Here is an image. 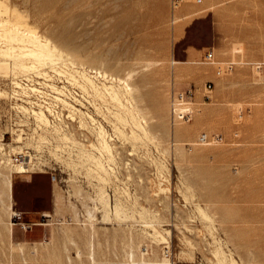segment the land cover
Returning <instances> with one entry per match:
<instances>
[{"label": "rangeland", "instance_id": "obj_1", "mask_svg": "<svg viewBox=\"0 0 264 264\" xmlns=\"http://www.w3.org/2000/svg\"><path fill=\"white\" fill-rule=\"evenodd\" d=\"M0 10L7 27L20 23L72 54L78 62V69L71 68L76 78H81L80 72L75 70L82 71V63L88 70L98 68L128 78L135 87L134 102L151 130V137H146L129 121L124 126L120 124L123 132L115 131L112 123L98 114L91 103L89 107H78L85 111L91 109L89 112L103 123L112 138L111 143H115H112L116 147L113 156L105 157L106 164L114 167L111 174L103 172L106 175L101 179L83 165L78 169L72 166L74 171L70 163L65 164L69 153L62 145L53 146L50 153L49 159L57 167L71 175L85 171L93 182V192L72 182L73 196L78 197L75 191L82 188L84 200L76 205L83 210V202L92 205L91 197L101 188L110 193L112 201L115 200V184L120 183L125 188L122 191L126 190L121 196L125 198L129 220L106 221L102 219V211L97 212V261L94 264H130L125 253L129 244L125 241H130L131 234L141 237L145 228L152 232L151 227H143L141 219L144 218L138 211L141 208L148 217L144 215L145 218L170 230V234L164 233L165 239L158 242L151 237L141 242L140 250L148 258H156L155 255L164 258L165 247L169 246L171 257L166 258L173 264H217L215 252L222 246L232 255L234 264H264V0H0ZM208 50L214 52V63L204 62ZM226 62H234L233 71L225 69ZM49 74L53 79L46 81L35 75L40 81L55 83L60 88L78 86L73 80L69 82L66 74L58 76L53 71ZM10 75L13 76L8 72L0 73V89L9 92ZM207 82H212L214 87L211 99L204 101L203 87ZM189 88H193L195 94L191 104L193 117L190 121L173 124V94ZM88 96L92 101V95ZM5 101L0 98V112ZM32 114L22 117L26 122L17 125L24 129L22 134L26 131L23 137L31 136L35 129L42 132ZM80 118L70 131L79 138L81 132H85L81 140L89 145L96 141L94 125L88 119L89 127L81 126ZM6 130L9 129L1 127L0 134ZM50 131L52 129L46 133L53 136L54 132ZM202 133L220 134L223 140L199 144ZM122 134H128L129 140ZM16 135L15 131L6 135L5 143H15ZM130 136L136 137L130 139ZM20 145L23 149H42V146L37 150L33 145ZM9 146L7 148L11 149ZM13 181L14 209L27 212L24 222L33 221L31 216L35 214L38 222L41 213L51 214L50 224L37 225L48 230L47 238L40 242L43 244L38 243L36 251L34 244L25 245L28 261L93 264L88 258L90 236L83 225L75 220L60 224V217L74 216L69 209L73 202L67 200L59 186L53 185L51 174L13 172ZM55 187L66 205L59 213L55 210ZM198 206L213 220L202 216ZM13 216L3 212L0 218V264H23V255L15 244L17 236H9L7 226L12 221L14 232L27 231L18 223L22 220H15ZM66 229L75 243L66 242L63 233Z\"/></svg>", "mask_w": 264, "mask_h": 264}, {"label": "bare ground", "instance_id": "obj_2", "mask_svg": "<svg viewBox=\"0 0 264 264\" xmlns=\"http://www.w3.org/2000/svg\"><path fill=\"white\" fill-rule=\"evenodd\" d=\"M1 12L2 11L0 10V73L8 72V73H11L14 77H18L21 75H29V74L33 73V74L38 75L40 78H45V81L53 79L51 77V75L49 74V71H53L56 74H59L58 76H60V74H62L63 76L66 74L65 78L67 77V79H69V82L70 81L72 82V80L75 81L77 83V85L83 90V92L85 94L92 95L93 100L91 101V103L94 106V109L96 110V112L98 114L101 113L103 115V118H107L112 123V125L114 126L113 128H115L114 129L115 131L123 132V129H121V127H120V124L123 123L122 125L124 126L129 121H131L133 124V127L135 126L136 128H138L141 131L142 135L144 134L146 137H151V132H150L151 130L149 129L147 121L145 120V117L143 115H141L140 108L138 107V105H136L134 102V101H136L135 96L133 94V90L135 87L130 83L128 78L115 76L114 74H110L111 72L107 73L105 70L103 71V70L98 69V68L97 69L91 68V70L89 68V70H88L87 67L84 66L85 63L80 64V65H83L82 71L81 70H75L77 72H80L78 74H81V76H80L81 78H79V79L76 78V76H74L71 73V68L75 69L78 62L76 61V59L71 57L72 54L68 53L67 51H64L57 44L50 42L48 40V38H45L42 35L34 34L28 28H24L20 23L15 22L10 27H7V20H5L4 17L3 18L1 17ZM8 59H11L12 62H8ZM172 62L175 63L176 61L173 59ZM91 72H95V75L91 74ZM71 75L74 76L75 78L70 77ZM77 77H79V76H77ZM100 77L106 81H102ZM98 80H101V81L98 82ZM107 81H109L110 84H107ZM40 83L52 87L55 91H57L60 94L64 93L63 92L64 86H63V88H60V86L56 85L55 83H50V84L46 83V82H40ZM91 90L94 91L93 94H91ZM7 92L8 91H6V90L0 89V98L1 99L6 98L7 95H9ZM89 97H91V96H89ZM56 98L61 100L64 104H66L72 111H75L78 114L80 113L79 116H81V118H80L81 126L84 125L85 127L86 126L89 127V122L91 120L92 124L94 125L93 131L95 130L94 132H95V136H96V141L90 142L88 145L86 142L82 141L79 137H77L72 131H69L70 129L66 130L65 128H62V126L52 124L51 120L49 119V116L45 112H43L42 110L41 111L34 110V112H33L34 115L33 114L32 115L35 116V119H36L35 121L37 122L38 126L41 127L42 132H39V130L35 129L36 128L35 127L34 133H32L31 136L23 137V134H22L23 131H21L20 133H17V135H16L17 137H15V143H12V144H16V145L9 144L11 146L10 150L14 151L15 149H18V150L20 149V151H21L23 149V146L20 144H22V143H25L29 147H30V145L31 146L33 145V146H36L35 147L36 149L37 148L40 149V147L43 146L45 143H52L53 144L54 142H56L57 144L56 143H54V144H56L57 146L54 144H53V146L60 147L62 145L63 148L67 147V150L69 153V159L65 158L66 159L65 164L68 165L70 163L71 168H72V166H74V169H78L79 167H81V165H83L85 167L87 166L86 169L88 167H90V173H91V170H93L95 173L98 174L97 175L98 177L100 176V178L103 177V175L104 176L106 175L103 172L110 175L111 172L113 171L112 169L114 167H111L110 164H106V158L105 157L106 156H108V157L113 156L114 149L116 147L115 146L113 147V145H112L113 141H112V143L110 141L112 138L110 139L111 136H110L107 128L103 125V123L101 121H99L97 118H95V114H92L89 112V111H91V109L89 111H85L82 108H79L77 105L69 102L64 97L56 95ZM99 100H101L102 102L101 101L98 102ZM104 102L109 104V105L106 107L105 104H103ZM105 107H106L107 111H105ZM21 108H22V111L26 114L31 112V109L25 105H22ZM88 119H90V120H88ZM22 121H24V120H22ZM27 121H29V120H27ZM24 122H26V121H24ZM24 122H23V124H25ZM49 129H52V131L54 132V134L51 133L53 136H49L46 133L47 131H49ZM52 131H50V132H52ZM132 132H133V135H135L134 128L132 129ZM2 133L3 132H1V134ZM124 135L122 134V136H124ZM129 135H131V134H129ZM127 136H128V134H126L124 137L127 138ZM135 137L130 136V139L135 138ZM51 139H54L55 141L53 142ZM127 140H129V138H127ZM135 142H137V141H135ZM113 144L115 145V143H113ZM3 145H5V144L0 143L1 148L3 147ZM56 149L58 151L59 148H56ZM96 152H98L101 155V157L103 156L102 157L103 160H102V158H100V156L97 155ZM75 156H77V157L75 158ZM53 157L55 158V156H53ZM154 158H156V157H154ZM65 159H64V161H65ZM109 160H110V158H109ZM111 160H112V158H111ZM112 164H114V163L112 162ZM160 165H161V163H160ZM106 166H108L109 168H107ZM163 167L165 168V165ZM39 168L41 169L40 166H39ZM35 169H36V167L32 163H30V165L28 167H26L24 164H17V165L12 164L10 161V158L8 156H3L2 158H0V218H1L3 212H4V214H7V216H9V217H12L13 215L18 213L14 209L13 172H15L17 174L36 173ZM166 169H168V168H166ZM93 171H92V174H94ZM39 172H42V171H39ZM160 172H161V170H160ZM113 174H114V176L117 175V173L116 174L113 173ZM165 177H164V179H165ZM105 178H107V177H105ZM101 179H99L98 182ZM108 179L110 180L111 178L109 177ZM108 179L106 181H108ZM103 183H105V182H103ZM109 183H111V182H109ZM119 184L118 185L115 184L116 189L114 191L115 192V200L113 199L114 201H112V197H111V195H109L110 193H107L108 192L107 190H105L104 188L100 189V187L102 186L100 184L101 185V186H99L100 190H98V192L96 193V196L91 197L93 204L90 205L89 203L83 202V204H84L83 215L85 218L81 217V211H80L79 207L74 202H73V205L69 204V206L71 207L69 209H72L71 211L74 212L73 219L75 220V222L82 224L83 229L85 231H87L88 235L90 236L89 242H88V244H89V248H88L89 249L88 250L89 256H88V258L90 259L91 262H93V264L97 261L95 259V256H96V254H95V246H96L95 245V235L98 234V231L96 234V228H97L96 221L99 218L97 215L98 210L102 211V219L106 220V221L112 220L113 218H114L113 220L116 219L117 221H120V219L122 220L123 218H128V220H129V217H130L128 215V212H127L128 211L127 205L123 201L125 198L123 199L121 196L123 193H126V190H125V192L122 191L123 188ZM156 184H158V183H156ZM95 186H97V185H95ZM107 186L108 185H106V187ZM156 187L158 188V186H156ZM160 188L163 189L162 185H160ZM164 188H168V187H164ZM81 189H78L75 191V193L78 195V197L83 195V191ZM58 190L59 189H56V187H55V205H56L55 210L59 213V211H61L64 208V206H66V205L64 204L63 197ZM154 192H155V189H154ZM126 198H127V196H126ZM136 199H137V197H136ZM69 202H71V204H72V201H69ZM127 204H129V203L127 202ZM198 208L201 212V215L203 214L202 216L207 217V218L210 217L204 208H202L201 206H198ZM135 211H137V209L133 210V215H132L133 218L135 217V214H136ZM138 211L140 213V217L144 218V220L141 219V221H143V224H144L143 227L144 226L151 227L152 232L148 231L145 228L143 230V233L141 234L142 235L141 237L135 236L136 234L135 235L131 234V237L128 236V238L130 237V241L129 242H127V240L125 241L126 243L129 244V246H128L129 248L127 247L128 250H125V251H127L125 253H127L128 261L130 262V264H173L172 262H170V259L166 258V256L164 258H158L157 256H159V255H157V256L155 255L156 258H151V257L148 258L146 256V254L140 250L141 242L144 241L145 238L151 237V239H153V241L158 242L162 239H165L164 233L170 234V230H167L166 228H162V226L158 225V223H155V220H153L151 218H149L150 220H148L147 219L148 217L145 215V210L143 208H141V211L140 210H138ZM45 214L50 216V214L47 211L45 212ZM158 214H160V213H157V215ZM144 215L147 218H145ZM162 216H164V215H162ZM62 217L63 218L60 219V222H61L60 224L68 223L67 220L65 219V216H62ZM68 224H70V223H68ZM12 225H13V223L11 221L9 223V225L7 226L9 236H11V234H12V229H13ZM132 225H134V224H132ZM212 225L214 226V224H212ZM136 232L138 233L137 230H136ZM63 233L65 234L64 236H65L66 242L69 241V242L75 243V240H74V238H72V234H70L69 230L66 229L63 231ZM187 240H185V241H187ZM164 242L166 243L167 241H164ZM15 244L18 246V249L20 250V252L23 255V264H37V262L36 263L35 262H33V263L29 262L28 259L25 257V245H26L25 243L18 242ZM40 244H43V243H40ZM169 244H171V243H169ZM36 245H38V243H34V246H35L34 251H36ZM123 247L125 248V246H123ZM158 247H159V245H158ZM221 247H219L215 252V255H216L217 260H218L217 264H234V258L232 257V255L229 256L226 253V251H224ZM186 248H188V247L186 246ZM189 248H190V246H189ZM78 251L80 252V249ZM193 251H195V250H193ZM182 252H184V251H182ZM153 254H155V253H152V255ZM192 254H194V253H192ZM191 256H195V255H191ZM98 261H100V260H98ZM100 263H101V261H100Z\"/></svg>", "mask_w": 264, "mask_h": 264}, {"label": "built area", "instance_id": "obj_3", "mask_svg": "<svg viewBox=\"0 0 264 264\" xmlns=\"http://www.w3.org/2000/svg\"><path fill=\"white\" fill-rule=\"evenodd\" d=\"M204 62H215V55L213 50H208L204 54ZM234 65V62H226L225 69L227 71H233ZM40 82L43 81H40L39 78L33 73L29 75H21L18 77L11 76L7 80L9 95L7 98H5L6 101L4 108L0 112V128L6 127L9 130H6L2 134H0V143L9 145V143H5L4 141L5 136L10 134L12 135L14 131L15 134H17V132L23 131L24 129L19 128L20 126L17 125L21 124V121L23 120L22 117H24L25 115H31L34 110H42L49 116L52 124L62 126V128H65L66 130H69L71 126L75 125L80 118L79 114L75 111H72L66 104L57 99L56 95L64 97L69 102L77 106H92L89 96L76 85L64 87V93L59 95V93L52 87H46ZM213 87L214 84L212 82L205 83L203 87L204 101H209L211 99L210 94L213 90ZM194 95L195 94L193 88L174 92L172 97L171 110V121L173 124L181 121H190L192 119L194 108L191 106V104L193 103L192 100L194 98ZM22 105L29 107L31 109V112L27 114L24 113L21 108ZM84 134L85 132L82 131L80 137H83V139L85 138ZM23 135H26V131H24ZM221 140H223V137L220 134L202 133L198 138V143L210 144L219 142ZM5 145H3L2 148L0 147V158H2L3 156H8L12 164H24L26 167H28L30 163H32L35 165L36 171L50 173L53 185H57L60 187V189H62V191L66 194V198L68 201H72L75 204L77 203L79 205V200L82 199V197L79 198L73 196V181H75L76 183H80L83 187H86L87 190H91V192H93V182H90L88 177L85 175V171L71 175L70 173L61 169L60 166L57 167V164L49 159L50 152L54 150L52 143H45L44 146H42V149L38 151L32 150L30 148H24L19 152H13L9 148H7L8 146ZM65 149H67V147ZM53 162L55 164H53ZM39 166L41 167V169L39 168ZM79 209L81 211V217L85 218L83 215L84 210L81 207ZM50 217L51 214L50 216H48L47 214L43 213L41 215V221L39 223H25L21 221H18V223L20 224L22 229L28 230L37 224H50V222H48ZM13 218L15 220H20L21 213L18 212L13 216ZM62 218L63 217H60V219ZM66 220L68 223H72L71 221L74 219L73 217H68ZM164 254L169 258L171 257V249L169 248V246L165 247Z\"/></svg>", "mask_w": 264, "mask_h": 264}, {"label": "crops", "instance_id": "obj_4", "mask_svg": "<svg viewBox=\"0 0 264 264\" xmlns=\"http://www.w3.org/2000/svg\"><path fill=\"white\" fill-rule=\"evenodd\" d=\"M20 213H21V220H22V222H24L23 219L28 217L26 215L27 212L20 211ZM43 213H45V212H43ZM43 213H41L40 215H42ZM31 217L32 218L34 217L33 218L34 220L33 221H31V220L26 221L25 223H39L38 221H36L38 218L36 216V214H35V216H31ZM37 225H40V224H37ZM37 225H34L31 229L25 230L27 232H21V233L17 232V231L14 232L12 229V234H13V236L16 235L18 242H21V243H25L28 245H31L34 243H40L43 238H47L48 230H47V228H40ZM35 226H37V227H35Z\"/></svg>", "mask_w": 264, "mask_h": 264}]
</instances>
